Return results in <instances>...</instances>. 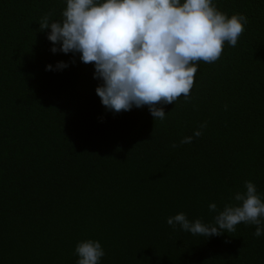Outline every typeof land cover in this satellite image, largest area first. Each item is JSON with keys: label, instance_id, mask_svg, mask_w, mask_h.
<instances>
[{"label": "trees", "instance_id": "trees-1", "mask_svg": "<svg viewBox=\"0 0 264 264\" xmlns=\"http://www.w3.org/2000/svg\"><path fill=\"white\" fill-rule=\"evenodd\" d=\"M214 3L244 31L154 120L146 105L107 110L92 62L50 50L39 21L64 0H0V264H76L87 238L100 264H264L254 224L202 237L166 223L212 222L208 204L236 203L246 180L264 197V0Z\"/></svg>", "mask_w": 264, "mask_h": 264}, {"label": "clouds", "instance_id": "clouds-1", "mask_svg": "<svg viewBox=\"0 0 264 264\" xmlns=\"http://www.w3.org/2000/svg\"><path fill=\"white\" fill-rule=\"evenodd\" d=\"M61 19L45 14L41 30L50 29L51 51L78 53L83 63L92 62L100 80L95 92L113 113L147 106L154 120H163L162 105L187 98L194 83L197 61L214 62L225 42L235 46L248 23L243 13L230 16L214 0H64ZM57 61L55 68L67 67ZM53 69V65H46ZM160 105V106H158ZM204 124L192 135L200 136ZM175 143L172 147H175ZM236 203L208 204L212 222L190 220L185 212L170 215L166 223L193 235L209 237L236 230L238 223L256 225L254 235H264V197L246 180L244 191L233 194ZM76 264H100L105 255L101 242L87 238L77 242Z\"/></svg>", "mask_w": 264, "mask_h": 264}]
</instances>
